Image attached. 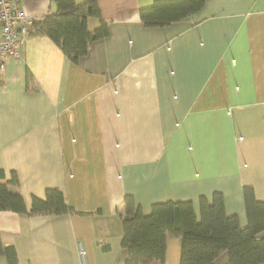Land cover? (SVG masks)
Wrapping results in <instances>:
<instances>
[{"label":"crops","instance_id":"crops-1","mask_svg":"<svg viewBox=\"0 0 264 264\" xmlns=\"http://www.w3.org/2000/svg\"><path fill=\"white\" fill-rule=\"evenodd\" d=\"M153 1L98 0L109 32L77 63L30 33L0 69V170L17 175L11 189L29 210L56 187L85 213L0 210L15 264H125L126 194L145 212L190 199L199 215L200 196L219 190L243 225L244 187L264 201V0H207L146 26L140 9ZM22 6L34 19L57 11L55 0ZM99 23L88 19L90 29ZM180 257L169 235L165 260L152 264Z\"/></svg>","mask_w":264,"mask_h":264},{"label":"trees","instance_id":"trees-1","mask_svg":"<svg viewBox=\"0 0 264 264\" xmlns=\"http://www.w3.org/2000/svg\"><path fill=\"white\" fill-rule=\"evenodd\" d=\"M57 11L34 19L30 33L51 37L65 55L77 63L90 44L108 34V23L102 18L98 0H55ZM207 0H154L140 9L146 26L166 25L199 12ZM96 17L99 25L90 29L88 19ZM27 79H31L28 72ZM2 80L0 79V85ZM14 173L6 179L0 170V210L20 214L56 213L85 214L76 211L62 190L50 187L45 197L34 196L28 210L23 195L13 191L17 183ZM247 223L241 224L238 214H229L221 191L199 198V215L194 202L165 200L154 202L145 212L132 194H126L123 210L122 245L127 250L125 264H152L166 257L167 238L175 235L181 242L180 264H262L264 263V201L255 196L252 186L244 187ZM0 255L9 264L17 262L14 248L4 244L0 235Z\"/></svg>","mask_w":264,"mask_h":264},{"label":"built area","instance_id":"built-area-1","mask_svg":"<svg viewBox=\"0 0 264 264\" xmlns=\"http://www.w3.org/2000/svg\"><path fill=\"white\" fill-rule=\"evenodd\" d=\"M34 18L28 15L22 0H0V69L12 57L21 56V48Z\"/></svg>","mask_w":264,"mask_h":264}]
</instances>
